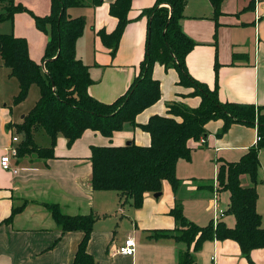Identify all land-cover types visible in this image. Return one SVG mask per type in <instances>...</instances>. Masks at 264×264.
I'll return each mask as SVG.
<instances>
[{"label":"crops","instance_id":"crops-1","mask_svg":"<svg viewBox=\"0 0 264 264\" xmlns=\"http://www.w3.org/2000/svg\"><path fill=\"white\" fill-rule=\"evenodd\" d=\"M114 1L74 7L85 8L86 12L71 14L85 20L91 18L93 47L81 52L85 42L80 39L83 32L76 51L78 58L89 67L93 79L90 93L108 103L122 95L138 74L145 57L148 33V17L139 15L156 0H133L129 12L131 21L117 54L112 56L98 32L101 29L112 32L116 28L118 20L110 14ZM15 3H25L37 15L49 14L51 10V0H15ZM220 10L215 16L210 0H187L182 28L196 42L187 55L188 71L210 88H217L222 101L252 103L264 112V0H224ZM26 14L16 13L14 21L22 19L33 26V17ZM31 32L37 34L32 28ZM24 34L21 28L17 32L20 37H25ZM45 35L39 42L47 45ZM85 40L89 43L90 37ZM29 52L35 61L43 64V52L33 51L32 45H29ZM10 72L0 55L1 82L14 78ZM153 75L160 81L161 98L137 116L138 124L147 123L155 114L166 115L173 102L191 108L200 106L201 96L192 94L193 87L179 83L176 68L167 69L158 62ZM14 93L13 97L17 92ZM0 97V264H73L84 232L79 229L64 232L48 204L58 205L66 215L96 216L86 250L97 264H180L187 250L194 254L193 264H264V248L254 249L249 260L233 239L208 240L200 250L194 251V244L189 247L174 238L154 237L159 231L176 227L171 210L177 200L182 202L185 216L201 226L216 218L229 226L235 225V217L226 212L229 200L224 207L219 204L220 194L226 190L218 187L217 170L221 160L237 161L256 145L259 137L256 126L235 123L225 134L219 135L224 121H209L205 141L190 139L191 158L178 161L176 173L182 181L178 192L164 180L159 196L146 193L142 207L135 208L131 203L123 205L117 191L93 188L92 147L121 146L127 142L148 146L151 143L148 132L130 125L111 137L86 130L72 145L59 134L52 157L39 158L35 154L12 157V168L18 170L15 173L1 167V157L20 143L22 137L14 133L13 125L21 123L27 113L19 118L21 111L10 105L12 100L5 102L2 91ZM41 130L35 132L39 145L42 144L36 135ZM14 136L19 140L14 142ZM49 145L50 137L42 146ZM263 150L259 152L261 159ZM205 184H213V188L203 186ZM243 185H250L247 175L243 176ZM14 208L20 210L7 222ZM257 209L264 226V204L260 198ZM220 210L224 215L218 217ZM130 236L137 242L135 254L118 253L117 249Z\"/></svg>","mask_w":264,"mask_h":264},{"label":"trees","instance_id":"trees-1","mask_svg":"<svg viewBox=\"0 0 264 264\" xmlns=\"http://www.w3.org/2000/svg\"><path fill=\"white\" fill-rule=\"evenodd\" d=\"M215 16L221 13L224 0H210ZM6 12L0 14V21L13 18L16 12L28 8L15 0H4ZM103 0H51V10L46 15L34 14L36 27L44 32L47 45L43 64L35 61L29 52L25 37L0 33V55L10 74L19 82L16 104L26 100L32 85L40 88V98L25 115L21 123L13 125L21 135L17 145V156L35 154L39 158L54 155L59 134L72 145L86 130L99 131L107 137L121 131L126 125L139 126L151 136L148 146L134 142L121 146H93L92 185L95 190H114L120 195L121 203H131L135 208L143 205L146 193H160L163 181L168 180L177 193L182 185L176 169L180 159L191 158L190 139L201 140L207 135L206 124L222 119L224 125L219 135L225 134L235 123L256 126L259 140L237 161L221 160L217 170V183L221 190L230 193L227 213L232 214L235 225L224 220L212 219L201 226L188 219L183 204L177 200L171 214L176 227L159 231L154 237L174 238L176 241L194 244V251L201 249L208 240L233 239L243 254L251 260V252L264 248L263 217L257 209L259 198V152L264 149V112L252 103L228 102L219 98L217 88L195 79L187 68V55L196 42L182 28L187 0H156L154 5L144 9L139 17H148V33L145 57L129 88L113 102H103L89 91L93 83L88 65L77 56V41L83 34L86 20L73 17L70 8L98 6ZM133 0H115L110 5V14L118 20L112 32L105 29L98 34L111 55L117 54L121 38L131 21L129 12ZM167 69L174 67L179 72L181 85L193 87V95L201 96L200 106L191 108L184 103L173 102L166 115H152L145 124H138L137 116L157 103L161 98L160 81L154 78L156 63ZM44 130L50 137V145H39L35 132ZM249 177L250 185H243V176ZM203 186L213 188V184ZM201 187V185L199 186ZM55 220L62 230L79 229L84 237L79 245L73 264H97L87 252L91 237L94 215L70 216L61 212L56 204H48ZM14 208L7 219L10 222L19 211ZM194 254L189 250L180 264H193Z\"/></svg>","mask_w":264,"mask_h":264},{"label":"rangeland","instance_id":"rangeland-1","mask_svg":"<svg viewBox=\"0 0 264 264\" xmlns=\"http://www.w3.org/2000/svg\"><path fill=\"white\" fill-rule=\"evenodd\" d=\"M21 4L24 5L25 7H27L25 5V3L24 4L21 3ZM6 7H7L6 2H4V0H0V14L6 12ZM31 9H33V8H30V9L28 8L27 11H20V12H26L27 13L26 15H29L31 18L33 17V19H34L35 13ZM82 12L83 13L86 12L85 8H73V9L70 8L69 9V13L72 15H79ZM16 13H18V12H16ZM22 15H24V14H22ZM88 15L90 16V13H88ZM74 17H78V16H74ZM90 22H91V18L89 17V19L86 20L84 34L80 38V39H83L82 42L85 41L84 47H82V45H81V52L83 50H88V49L91 50V48L93 47V42L91 41V36H90V28H91ZM20 28L25 33L24 36L29 41V45H32L33 51L38 49V52L41 51L44 53L46 44H41L39 42L41 40V36H44V33L39 31V29L36 27L35 19H34L33 26H30L27 21H23L22 19H18V20L14 21V16H13V18H9V19L0 21V33L13 34L15 36H18L17 32L20 30ZM31 28L34 29V31L37 34L33 35V33L31 32ZM88 36L90 37L89 43H87V41L85 40V39H87ZM89 54H90V52H88V55ZM139 69H140V66H139ZM18 83L19 82L16 78H11V80H8V81L6 80L5 83L1 82V79H0V92L2 91L4 93V95L6 96L5 102H9V100H12V102L10 101V105L13 106L14 109H19L18 112L21 111V115H20V113H18L19 118H20V116L25 115L34 107V105L36 104V102L40 98L41 93H40V88L38 87V85L34 84L30 88L29 94H28L26 100L24 101V103L16 104L14 99L19 92ZM15 88H16V91H15ZM14 92H17V93L13 97V94H15ZM113 101H111V102H113ZM103 102H105V101H103ZM106 103H108V102H106ZM18 120H20V119H18ZM14 131H15L14 133L17 134L16 130H14ZM36 139L42 145L47 144L49 142V136L44 130H41L37 133ZM260 162H261V165H260L259 171H258L259 179H260V182L258 185V192L260 195L259 198L261 199V201L264 204V154L262 155V159L260 158ZM219 198H220L219 199L220 200V202H219L220 206H222V207L226 206V203L229 200V192L228 191H222Z\"/></svg>","mask_w":264,"mask_h":264},{"label":"built area","instance_id":"built-area-1","mask_svg":"<svg viewBox=\"0 0 264 264\" xmlns=\"http://www.w3.org/2000/svg\"><path fill=\"white\" fill-rule=\"evenodd\" d=\"M19 138L17 136L13 137V141L16 142L18 141ZM259 140V137H258ZM257 140V141H258ZM201 141L204 142V138H201ZM17 147L16 146H12L9 150V153H7L6 155H3L1 157V167L5 170H13L15 173L18 172V170L16 168H12V164H11V159L12 157H17ZM224 215V212L222 210H220L218 212V217H221ZM218 218H216L215 221H217ZM136 240L134 239V237L130 236L128 238H126V240L124 241V243L117 249L118 253L124 254V255H134L135 251H136Z\"/></svg>","mask_w":264,"mask_h":264},{"label":"water","instance_id":"water-1","mask_svg":"<svg viewBox=\"0 0 264 264\" xmlns=\"http://www.w3.org/2000/svg\"><path fill=\"white\" fill-rule=\"evenodd\" d=\"M131 142H127V144H130ZM161 193H156L155 196H159Z\"/></svg>","mask_w":264,"mask_h":264}]
</instances>
